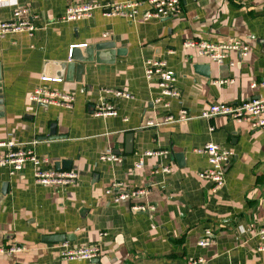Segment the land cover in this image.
<instances>
[{
  "label": "crops",
  "instance_id": "1",
  "mask_svg": "<svg viewBox=\"0 0 264 264\" xmlns=\"http://www.w3.org/2000/svg\"><path fill=\"white\" fill-rule=\"evenodd\" d=\"M133 1L145 0H0V23L28 8L36 26L32 36L0 39V140L33 149L47 160L43 168L70 161L72 168L61 170L79 175L72 185L48 187L36 182L32 164L14 175L0 165V247L24 248L1 254L0 264H190L199 259L264 264L257 235L264 226V128L252 130L249 123L226 117L201 118L212 104L264 99V88H251L252 82L264 81V0H181L174 16L148 21L142 18L148 5L137 21L108 18L101 11L76 22L59 21L72 4ZM233 39L249 44L250 53H232L222 64L184 47L188 40ZM105 42L122 52L114 61L84 63L80 81L57 75L58 64L69 62L74 48ZM151 58L164 61L177 77L181 96L169 99V108L156 103V81L146 80L145 62ZM223 80L233 82L215 83ZM38 88L74 94L73 109L32 102ZM110 89L130 92L133 99L111 98L103 92ZM106 98L116 104L117 116L95 115ZM181 110L188 111L189 120L147 126L168 115L177 118ZM208 143L234 151L217 191L200 176L209 168L202 152ZM147 151L168 154L145 157ZM108 154L120 160L101 159ZM165 166L170 173L163 172ZM116 181L147 194L116 202L106 193ZM135 203L155 210L134 212ZM207 230L211 244L200 246ZM60 234L74 237L72 247L99 246L100 258L62 259L59 244L44 242Z\"/></svg>",
  "mask_w": 264,
  "mask_h": 264
},
{
  "label": "built area",
  "instance_id": "2",
  "mask_svg": "<svg viewBox=\"0 0 264 264\" xmlns=\"http://www.w3.org/2000/svg\"><path fill=\"white\" fill-rule=\"evenodd\" d=\"M148 5L149 9L143 15V20L161 19L172 17L180 11L181 0H145L136 2L121 3H79L68 6L65 14L59 18L60 22H76L86 18L93 17L96 11H101L108 18L124 17L132 21H137L142 6ZM28 8L18 9L14 18L10 21L0 23V39H4L10 35L27 33L32 36L36 30L33 19L30 17ZM105 34L104 37H109ZM83 46V45H82ZM184 47L194 49L199 56L208 58L218 64L224 63L230 58L232 53H238L242 57H247L250 53V45L240 39H233L228 43H212L208 41L188 40L184 42ZM233 65V63H230ZM145 77L149 82H155L160 90L156 103L166 108L170 107L169 99H178L181 93L177 87V77L174 72L166 69V63L160 59L151 58L145 62ZM44 78L43 81H48ZM55 81H60L56 79ZM233 81H218L219 85L232 83ZM251 88L256 90L264 88L263 82H252ZM106 95L114 99L131 100L133 96L125 90H103ZM32 102L44 105L59 106L64 109L71 110L74 107L76 98L74 94L54 91L46 88H38L30 96ZM95 115L97 117H115L118 115V109L114 102L109 99H102L95 107ZM216 117H226L237 122L249 123L252 130L264 128V99L258 98L249 101H243L236 104L216 103L210 105L201 113V118L213 119ZM187 110H181L179 116L175 118L168 115L164 122L155 123L148 122L147 126H162L181 121L189 120ZM208 158L209 168L203 172L201 178L211 180L214 184V190L217 191L225 184V175L227 167L234 157V151L224 148L216 143H208L203 151ZM168 154L165 151H147L145 157H156L158 155ZM105 161H119L120 157L108 154L101 158ZM47 163L45 158H40L35 154L34 150L24 146L17 145L14 142L0 140V165L10 168L11 174L23 170L27 164H32L35 168V180L38 184L48 187H65L72 185L78 181V173L75 170H57L55 168H43ZM143 160L136 165L137 169H141ZM163 172L170 173L171 168L165 166ZM108 195L113 196L116 202L134 201L146 196L147 190L144 188L125 189L123 182L116 181L110 185L106 191ZM134 212H145L155 210L152 205L137 204L132 206ZM257 235L260 237L262 244L259 251L264 252V226L260 228ZM213 234L210 230L206 231V237L199 242L200 246H208L211 244ZM59 254L62 259L69 261L76 260H94L100 258L101 249L99 246L72 247L70 243H62L58 245ZM24 251L21 246L11 245L8 247H0L1 254H17ZM190 264H203V260H195Z\"/></svg>",
  "mask_w": 264,
  "mask_h": 264
},
{
  "label": "water",
  "instance_id": "3",
  "mask_svg": "<svg viewBox=\"0 0 264 264\" xmlns=\"http://www.w3.org/2000/svg\"><path fill=\"white\" fill-rule=\"evenodd\" d=\"M103 51H107V53H104ZM121 53V50H117L116 44L114 42H105L87 47L84 46L81 48H74L70 61L58 64L59 71L57 72V75L61 77V79H63V77H65L66 75V79L68 81H73L75 79L77 81H80V77L84 69V63L93 62L94 60H96L97 62H101L105 59V57H109L111 61H114L116 59V55H120ZM50 136L53 138L56 137L55 124H53L52 126ZM132 138V135H128L127 137L129 142H131ZM56 167L57 170L72 168L70 161H63L61 163H57ZM72 241H74V237H72L71 235L64 234L46 236L44 238V242L50 244L71 243Z\"/></svg>",
  "mask_w": 264,
  "mask_h": 264
}]
</instances>
